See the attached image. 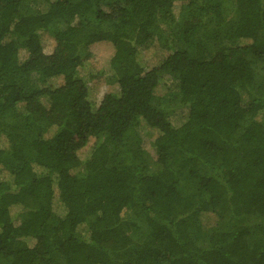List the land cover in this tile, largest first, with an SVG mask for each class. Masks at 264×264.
I'll return each mask as SVG.
<instances>
[{
	"label": "trees",
	"instance_id": "trees-1",
	"mask_svg": "<svg viewBox=\"0 0 264 264\" xmlns=\"http://www.w3.org/2000/svg\"><path fill=\"white\" fill-rule=\"evenodd\" d=\"M0 264H264V0H0Z\"/></svg>",
	"mask_w": 264,
	"mask_h": 264
},
{
	"label": "rangeland",
	"instance_id": "rangeland-1",
	"mask_svg": "<svg viewBox=\"0 0 264 264\" xmlns=\"http://www.w3.org/2000/svg\"><path fill=\"white\" fill-rule=\"evenodd\" d=\"M24 2H30V0H24ZM179 2L175 3L174 6V11L175 13L178 12L179 8ZM188 14V10H185L184 8L182 9L180 13V19L186 18ZM158 26L160 29L164 31H168V28L166 25L162 23H158ZM58 29L62 28V26H57ZM177 26L175 27V30ZM42 42L45 46V52L49 53L52 49L53 46V40L52 37L47 34L43 33L42 36ZM90 52L93 54V58L90 62V65H85L82 68L78 69V76L84 79L86 82L87 86L91 90V100L94 103V106L98 105L99 101L102 99L103 95L107 92H114L116 90V86L109 85L106 81L108 80L109 73L108 71V61L111 57L112 50L110 48H105L102 46H92L90 48ZM143 52V51H142ZM86 53V50L82 52V55ZM150 51L143 52L142 55V60L141 64L146 68L151 62L153 61V58H149L150 56ZM166 81L168 83V86L170 87L171 90H176L177 87V80L173 76H166ZM38 87V86H37ZM158 103H155L153 101V104L155 103L156 105L159 104L161 106L160 101H157ZM186 115V109H174L171 110L168 119L171 122V124L175 127H178ZM22 124V122H20ZM134 131L138 134V144L141 150L144 152L145 157L148 158L149 160H152L154 158V149L151 143L148 141V138L144 136L142 131L138 128H134ZM18 223V222H17ZM215 222H204L203 227L205 229L209 228H214ZM220 228V227H219ZM204 229V230H205ZM228 229L225 226H222L220 230H225ZM208 231V230H206Z\"/></svg>",
	"mask_w": 264,
	"mask_h": 264
}]
</instances>
